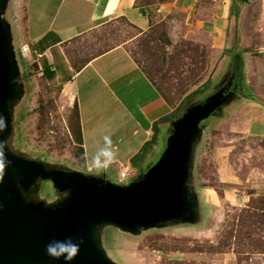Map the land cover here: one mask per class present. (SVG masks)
I'll list each match as a JSON object with an SVG mask.
<instances>
[{"label":"crops","instance_id":"0c3cea01","mask_svg":"<svg viewBox=\"0 0 264 264\" xmlns=\"http://www.w3.org/2000/svg\"><path fill=\"white\" fill-rule=\"evenodd\" d=\"M12 1L4 0L6 21ZM23 4L22 17L17 14L14 23L7 22L10 40L13 44L18 38L46 83L77 105L89 172L107 137L110 154L100 159V167L114 168L118 177L125 169L129 178L143 176L164 153L174 123L219 91L233 95L220 106L226 104L228 112L214 121L241 116L243 121L233 129L264 140V0H169L153 8L139 0H24ZM159 26L168 38V50L182 43L201 60L196 79L175 95L153 81L131 51ZM220 59L223 65L218 64ZM239 67L242 94L235 80ZM207 82L203 92H211L208 97L193 100L181 115L168 119L185 97ZM202 122L189 183L199 224L217 198L192 182L213 123L201 126ZM225 202L238 208L248 200L231 189Z\"/></svg>","mask_w":264,"mask_h":264},{"label":"rangeland","instance_id":"374dc122","mask_svg":"<svg viewBox=\"0 0 264 264\" xmlns=\"http://www.w3.org/2000/svg\"><path fill=\"white\" fill-rule=\"evenodd\" d=\"M23 1L13 0L8 6L7 22L10 19L14 23L17 14L22 17ZM165 1L169 0H139V4L153 8ZM1 19L5 20L2 14ZM164 32L162 26L150 31L131 47V51L153 81L175 95L196 79V66L201 60L182 43L168 50L169 41ZM12 47L18 93L10 104L11 134L5 141L7 151L20 159L40 163L48 171L79 173L88 177L106 174V181L117 186L140 179L142 176L120 180L114 168L103 170L102 164L88 171L91 163L85 166L81 146L77 143V118L72 98L46 83L34 60L23 51L18 38H13ZM218 62L223 65V60ZM184 72L187 74H180ZM237 92L242 94L239 88ZM199 94L193 100L205 99L211 92ZM227 107L226 104L220 107L201 126L210 124L222 113L226 114ZM242 121L241 116L214 121L205 134L192 182L210 189L217 198L204 223H171L137 234L103 225L95 233V242L110 262L264 264V140L234 130ZM166 147L167 144L164 150ZM231 189L248 203L235 208L225 202L227 191ZM22 196L25 203L43 202L47 207H53L66 201L69 193H59L48 179L38 180Z\"/></svg>","mask_w":264,"mask_h":264},{"label":"water","instance_id":"95a60500","mask_svg":"<svg viewBox=\"0 0 264 264\" xmlns=\"http://www.w3.org/2000/svg\"><path fill=\"white\" fill-rule=\"evenodd\" d=\"M0 0V115L4 142L11 134L10 104L16 98V64ZM238 88V85H237ZM233 93L223 91L194 106L173 125V134L159 161L140 179L117 186L106 175L48 171L40 163L11 155L4 147L0 167V264H64L50 259L45 245L53 239L72 237L83 241L73 264H113L98 248L95 233L103 225L137 234L171 223H195V203L189 187L194 145L200 139V123ZM52 180L59 193H69L62 204L25 203L38 180Z\"/></svg>","mask_w":264,"mask_h":264},{"label":"clouds","instance_id":"9594fccd","mask_svg":"<svg viewBox=\"0 0 264 264\" xmlns=\"http://www.w3.org/2000/svg\"><path fill=\"white\" fill-rule=\"evenodd\" d=\"M5 118L0 115V132L5 128ZM106 147L101 149L96 156L93 158L94 163L100 164L101 157L109 156V149L107 145L110 144V141L105 137ZM5 142L0 140V167H3V155H4ZM83 241H75L72 237L68 236L63 239H53L45 245L46 255L55 261L63 260L64 264H73V261L79 255L81 250V244Z\"/></svg>","mask_w":264,"mask_h":264},{"label":"trees","instance_id":"16d2710c","mask_svg":"<svg viewBox=\"0 0 264 264\" xmlns=\"http://www.w3.org/2000/svg\"><path fill=\"white\" fill-rule=\"evenodd\" d=\"M241 1H246V0H241ZM238 63L241 66V60H239ZM151 79L154 80L152 77H151ZM235 80H236L237 85L240 87L241 81H242V71H241V67H239V69L236 68ZM207 87H208V82L205 83L202 87L198 88L193 93H191L190 95H188L187 97H185L181 101L179 107L174 111V113L172 114V116L168 117V119H172V117H174V115H176V116L181 115L184 112V110L187 108V106L189 104H191V102H192L193 98L196 96V94H199V93L201 94L203 91H205L207 89ZM75 110H76L77 134H78L77 143L81 146L82 158H83V162L85 163V160H84V149H83V137H82V130H81V125H80L79 116H78V107H77V105H75ZM146 149L147 148H145V150ZM140 156H142V153L138 157H140Z\"/></svg>","mask_w":264,"mask_h":264},{"label":"built area","instance_id":"2783aa9c","mask_svg":"<svg viewBox=\"0 0 264 264\" xmlns=\"http://www.w3.org/2000/svg\"><path fill=\"white\" fill-rule=\"evenodd\" d=\"M120 180H127L129 179V169H125L119 174Z\"/></svg>","mask_w":264,"mask_h":264}]
</instances>
